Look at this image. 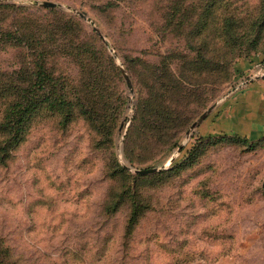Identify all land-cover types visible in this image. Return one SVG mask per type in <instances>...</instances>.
Segmentation results:
<instances>
[{
  "label": "rangeland",
  "instance_id": "374dc122",
  "mask_svg": "<svg viewBox=\"0 0 264 264\" xmlns=\"http://www.w3.org/2000/svg\"><path fill=\"white\" fill-rule=\"evenodd\" d=\"M46 1L0 0V120L36 105L0 129V264H264V140L199 139L264 61V0Z\"/></svg>",
  "mask_w": 264,
  "mask_h": 264
},
{
  "label": "crops",
  "instance_id": "0c3cea01",
  "mask_svg": "<svg viewBox=\"0 0 264 264\" xmlns=\"http://www.w3.org/2000/svg\"><path fill=\"white\" fill-rule=\"evenodd\" d=\"M251 72L217 105L209 116V129L251 141L264 138V61Z\"/></svg>",
  "mask_w": 264,
  "mask_h": 264
},
{
  "label": "trees",
  "instance_id": "16d2710c",
  "mask_svg": "<svg viewBox=\"0 0 264 264\" xmlns=\"http://www.w3.org/2000/svg\"><path fill=\"white\" fill-rule=\"evenodd\" d=\"M38 68L41 67L40 65L37 66ZM45 75V72L43 70V68H40L37 72V76L40 75ZM22 99L20 100H13L11 102L8 103V105L5 108L4 114L0 120V129H5L6 134H11V142L16 143L18 142L15 136V132H10L9 130L14 129L17 130V133L24 127L25 125V119L27 116H30L35 108L36 105H33L34 102L32 101V98H26V96H22ZM36 99V104H37V98ZM45 99L49 100V104L52 106V109L56 108V111L61 112L63 109L66 110L68 112V110L72 107L71 105H68L66 107H64L65 104H71L70 101H66L64 102L62 95H59V97L57 98V95H50V96H45ZM19 101V102H18ZM19 103V104H18ZM19 106V107H18ZM65 111L64 113V119L66 120V122H68L71 119V115L72 112L67 113ZM85 111L82 110L81 114H84ZM65 122V123H66ZM9 130H8V129ZM199 139L203 140L204 143H210L211 141H218V140H224V139H233L236 141H242L244 143H247V145H250L249 147L251 148L252 146L258 144V142H261V140H264V138L262 139H258V140H249L246 137L240 136V135H228V134H220V135H206L205 137L201 136ZM200 141V140H199ZM200 142H196V144L194 143L191 148L189 149V153L187 155L188 158H194L195 155V147L199 146ZM264 143V141H263ZM186 157V159H187ZM188 160V159H187ZM179 163V162H178ZM177 163V164H178Z\"/></svg>",
  "mask_w": 264,
  "mask_h": 264
},
{
  "label": "water",
  "instance_id": "95a60500",
  "mask_svg": "<svg viewBox=\"0 0 264 264\" xmlns=\"http://www.w3.org/2000/svg\"><path fill=\"white\" fill-rule=\"evenodd\" d=\"M31 3H32L33 5L46 6V7H53V6H56V4H55L54 2H50V1H46V0H43V1H39V0H31ZM76 12H77L78 15L81 16L82 18H84V19H88V18L86 17V15H85L84 12H79V11H76ZM125 78H126V80H127V84H128V86H129V88L131 89L130 82H129L127 76H126ZM213 107H214V106L210 107V108H209L204 114H202V115L199 117V119H198L197 121H195V122L192 124L191 129H193L195 126H197V124H199V122H200L203 118H205V116H206L207 114L210 113V111L213 109ZM178 151H179V149H178ZM173 159H174V157L172 156V157L170 158V161H172ZM156 170H157V168H155V167L144 168V169H137V168H134V171H135L136 173H139V174H148V173L155 172Z\"/></svg>",
  "mask_w": 264,
  "mask_h": 264
}]
</instances>
